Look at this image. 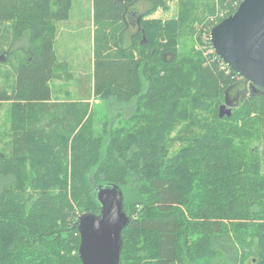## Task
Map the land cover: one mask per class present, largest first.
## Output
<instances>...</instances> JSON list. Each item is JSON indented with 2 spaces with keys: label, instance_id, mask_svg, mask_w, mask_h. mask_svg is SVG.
I'll list each match as a JSON object with an SVG mask.
<instances>
[{
  "label": "trees",
  "instance_id": "obj_1",
  "mask_svg": "<svg viewBox=\"0 0 264 264\" xmlns=\"http://www.w3.org/2000/svg\"><path fill=\"white\" fill-rule=\"evenodd\" d=\"M136 1L93 0V93L135 127L115 128L112 118L98 134L87 100L49 102L62 66L58 22L74 0H0V23L30 34L26 59L0 88V101L11 103L0 264H82L78 218L100 214L96 192L107 184L121 188L129 217L120 264H264V89L222 69L215 54L207 62L201 51L176 49L197 11L210 13L201 22L228 11L215 25L242 0H180L172 20L147 18L166 8L152 0L127 44ZM238 93V108L221 118L226 94Z\"/></svg>",
  "mask_w": 264,
  "mask_h": 264
},
{
  "label": "water",
  "instance_id": "obj_2",
  "mask_svg": "<svg viewBox=\"0 0 264 264\" xmlns=\"http://www.w3.org/2000/svg\"><path fill=\"white\" fill-rule=\"evenodd\" d=\"M141 19L139 15V26ZM210 40L216 58L253 87L264 89V0H243L211 28ZM227 96L219 107L221 118L233 114ZM96 196L100 214L83 213L78 218L79 257L82 264H120L122 233L129 224L123 191L116 184L100 185Z\"/></svg>",
  "mask_w": 264,
  "mask_h": 264
},
{
  "label": "rangeland",
  "instance_id": "obj_3",
  "mask_svg": "<svg viewBox=\"0 0 264 264\" xmlns=\"http://www.w3.org/2000/svg\"><path fill=\"white\" fill-rule=\"evenodd\" d=\"M233 1V0H229ZM165 7H159L155 12L148 15L147 18L149 19H157L160 18L162 20H172L177 19L180 15L181 11V5L180 0H164ZM154 2L152 0H137L136 1V8H140L141 13L146 12ZM93 6V0H74L73 7L71 9L72 18L73 21L71 23H68V25H62L63 30H72L73 34L70 36L72 39V54L73 55H79V57L84 61V64H86L87 57L91 54V43L89 42V39L87 38L86 31L77 30L76 22L80 18L82 14H85L87 10V6ZM94 11V8H93ZM228 11H221L218 10L215 14L209 15L204 22H201V19L207 16L210 13H207L205 15L204 11L201 10L200 12L197 11V14L199 15L200 19H197L194 21L192 27L188 25L187 31H184V36L181 37V40L176 46L177 52H186L189 50L195 51H201L203 56L207 59V62H210L212 59V56L214 55V49L211 44L210 40V30L214 26V23H216L220 18H223ZM65 21V20H64ZM62 21L58 22V29L59 25ZM64 24V23H63ZM218 24V23H217ZM216 25V24H215ZM95 25H94V35H95ZM57 29V33H58ZM77 31V32H76ZM76 32V33H75ZM82 32V33H81ZM56 33V37H57ZM79 33V34H78ZM66 33H63L62 40H60V43L63 45L64 50L66 52H70L69 45L67 41L65 40ZM30 34L24 33L22 35L16 34L12 23H0V88L5 87L8 88V84L12 83L14 80V74L13 77H9V73L14 72V67L16 64H18L19 61L25 60L26 53L25 50H28V47L30 46ZM55 37V40H56ZM26 41V42H25ZM94 41V48L95 49V40ZM131 43V40H130ZM128 42V44H130ZM12 50V51H11ZM135 53V52H134ZM57 56V55H56ZM135 56L137 54L135 53ZM58 63H62L60 59L58 58ZM220 65L222 69L226 68V63L223 62L220 59ZM62 66L64 67L65 65ZM61 66V67H62ZM228 67V66H227ZM57 77L52 79L50 81V85L53 89L52 96L54 93V96L56 98L53 102H61L68 98H71L74 101H81L78 99L77 95L80 94V90H76V88L73 89V78L80 77L83 78L85 75L80 72L72 73L70 69H63L58 67L57 69ZM85 78L87 80H91V76L86 75ZM241 78V77H240ZM240 90L245 89L244 83H242L239 86ZM92 95L89 94L87 97V101L90 103V109L94 111V130L98 134H103V129L106 123L112 119L115 118L113 121V126L115 128H119L124 126L125 124L128 125L123 121V119L120 117V106H112V108H109V103L106 99L103 98L102 94L96 95L93 93V88L91 89ZM70 95V96H68ZM237 95H233V101L230 102L231 104L229 107L232 108V110H236L239 106L240 100H235ZM229 101L231 99L229 98ZM1 107H0V152L4 151V143L9 142L11 140V136L8 134L10 131V120L8 118V111L10 107V101H0ZM132 108V106H128ZM127 114H129L130 110L124 109ZM123 110V112H125ZM130 126L132 129H135L134 123H131ZM179 129V128H178ZM178 129L174 132H178ZM253 147H259V150L263 148V144L260 142H253L251 144ZM178 149V146L176 147ZM175 151V148L172 150V152Z\"/></svg>",
  "mask_w": 264,
  "mask_h": 264
},
{
  "label": "crops",
  "instance_id": "obj_4",
  "mask_svg": "<svg viewBox=\"0 0 264 264\" xmlns=\"http://www.w3.org/2000/svg\"><path fill=\"white\" fill-rule=\"evenodd\" d=\"M126 18L128 19V13H126ZM72 21H73L72 13H70V17L67 20L62 21L60 23L58 33H57V37H56L55 44H54V49H55V53L58 56V58L60 59V61L63 63V65H65L64 67H61L64 70L67 69V65H68V68L74 74H75V72H80V73L84 74L85 76L86 75L91 76V74H92L91 80H87L85 78V76L83 78L74 77L72 79L73 80L72 81L73 82V89L76 88V90H80V94L77 95V97H78V99L83 101V100H86V97H88L89 94L92 95L91 89L94 86V50H93V48H94V41H93V38H94V11H93V6L88 5L85 14H82L76 22L77 30L81 29L82 31H86L87 38L89 39V42L91 43L90 45H92L91 46V54L87 57L86 64H84V61L79 57V55H73L72 54V47L73 46L71 47L72 39L70 38V36L73 34V31L72 30H63L64 26H62V25H68V23H71ZM126 21H127V30H126L127 41H126V43L128 44V42L130 43V40L138 33V30H137L136 24L132 25L130 22H128V20H126ZM63 33H66L65 40L67 41V43L69 45L70 52H66L64 50L63 45L60 43V40H62ZM55 100H56V98H55L54 93H53L52 99L49 102H52Z\"/></svg>",
  "mask_w": 264,
  "mask_h": 264
},
{
  "label": "flooded vegetation",
  "instance_id": "obj_5",
  "mask_svg": "<svg viewBox=\"0 0 264 264\" xmlns=\"http://www.w3.org/2000/svg\"><path fill=\"white\" fill-rule=\"evenodd\" d=\"M127 13H128V19H126V20H128V22H130L132 25L136 24L137 30L139 32L140 27L138 25V18H139V15L142 14L140 8H134V9L132 8V10L129 9V10H127ZM240 97H241V93H238L235 100H239ZM232 101H233V98H231L230 102H232Z\"/></svg>",
  "mask_w": 264,
  "mask_h": 264
},
{
  "label": "built area",
  "instance_id": "obj_6",
  "mask_svg": "<svg viewBox=\"0 0 264 264\" xmlns=\"http://www.w3.org/2000/svg\"><path fill=\"white\" fill-rule=\"evenodd\" d=\"M239 1H241V0H239ZM242 1H243V0H242ZM242 1H241V2H242Z\"/></svg>",
  "mask_w": 264,
  "mask_h": 264
}]
</instances>
